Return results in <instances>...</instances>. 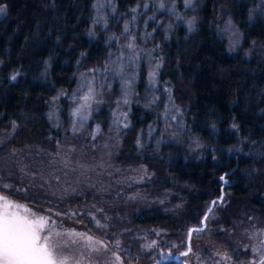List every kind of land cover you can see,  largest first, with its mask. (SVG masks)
I'll return each mask as SVG.
<instances>
[{
  "label": "trees",
  "instance_id": "obj_1",
  "mask_svg": "<svg viewBox=\"0 0 264 264\" xmlns=\"http://www.w3.org/2000/svg\"><path fill=\"white\" fill-rule=\"evenodd\" d=\"M113 1L119 20L105 30L93 23L95 0H0L2 181L24 185L27 176L32 177L29 169L45 170L56 148L55 136L62 133L48 118L51 104L57 102L66 120V95L76 86L78 72L107 65L113 46L107 32H121L122 20L143 2ZM174 1L185 8L183 0ZM187 9L190 22L176 20L166 33L155 28L152 41L160 56L157 84L168 87L180 111L181 136L163 139L160 128L151 131L161 121L164 95L159 92L160 103L149 98L152 89L146 88L143 71L128 124L120 131L117 150L110 153L115 164L142 167L148 175L120 183L114 182L117 173L103 174L91 182L95 170H81L77 186L59 198L45 193L46 198L38 191H43L41 186L34 192L27 188V193L2 186L0 190L58 210L92 207L95 202L110 205L108 227H89L125 255L138 253L134 235L144 230L158 228L164 238L179 240L185 229L198 225L213 198V222L224 228L214 237L228 247L232 243L228 235L224 239L225 229L263 222L264 0H196L195 9ZM226 17L247 53L228 47L221 31ZM115 84L113 79L112 86L99 93L103 99L89 120L103 130L109 128ZM191 137L200 145L193 147ZM76 170L66 168L68 173Z\"/></svg>",
  "mask_w": 264,
  "mask_h": 264
},
{
  "label": "rangeland",
  "instance_id": "obj_2",
  "mask_svg": "<svg viewBox=\"0 0 264 264\" xmlns=\"http://www.w3.org/2000/svg\"><path fill=\"white\" fill-rule=\"evenodd\" d=\"M183 6L184 9H179L174 0H143L132 7L130 17L122 20L121 32L113 34L105 31L108 34V41L113 42L107 65L100 69L89 68L87 71L78 72L76 86L66 95L69 102L66 120L60 117L57 102L51 104L48 118L53 127H62V133L55 136L56 148L51 152L45 170L40 172L33 170L32 173V169H29L32 177L27 176L28 180L24 185L14 186L11 181L0 179V186L9 190L12 188V191L21 190L23 193L34 192L41 186L43 191H38L45 197L47 193L49 196L59 198L77 186V181L81 179L79 173L81 170H87L84 174L88 169L95 170L90 177L91 182H97L103 174L117 173L114 182L120 183H127L129 179H142L148 175L142 167H121L115 164L110 153L117 150L120 131L128 124V112L133 95L138 92L135 85L143 71L147 79L146 88L152 89L149 98L160 103L157 101L159 92L162 91L164 95L161 101L163 106L159 112L161 121L158 126H152L151 131L160 128V138L163 139L176 140L181 136L183 124L180 111L168 96V87L164 85L159 87L157 84L156 71L160 56L157 42L152 41L155 28H161L166 33L174 25V21L181 19L188 23L192 20L187 16V8L194 10L196 0H183ZM115 12L113 0H95L92 9L94 25L104 27L105 30L110 25H115L119 20V15L117 16ZM221 31L227 38L231 51L242 50L240 33L228 17L225 18ZM242 52L247 53L245 50ZM113 79L117 80L115 87L118 93L112 98L109 128L103 130L98 122L90 124L89 120L92 111L103 99L99 93L103 92L105 87L112 86ZM85 97H88L87 101ZM190 142L193 147L200 145V141L194 137H191ZM2 165L0 161V168ZM66 168H75L78 171L68 173ZM39 179L44 182H40ZM107 184L110 185V182ZM0 197H7L12 202L28 208L30 213L46 217L48 226L43 235L51 232L55 253L58 258H67V264H155L158 259L175 254L177 260L167 258L161 263L261 264V261H264V221L225 229L224 239L228 235L227 240L232 243V247H228L219 241L221 239L214 237L216 230L224 231V228L222 225L214 224L216 215L209 211L201 228L203 230L192 231L188 247L187 229L177 240L164 238L161 229L157 228L153 229V232L144 230L136 233L134 237L139 239L138 253L125 255L118 247L112 246L104 236L98 235L89 227V225L101 229L108 227L110 205L105 207L102 203L95 202L92 207L68 206L67 209L58 210L47 204L42 206L29 204L1 190ZM77 233L84 235H76ZM87 237H92V240L89 241ZM182 252H188V255H182Z\"/></svg>",
  "mask_w": 264,
  "mask_h": 264
},
{
  "label": "snow or ice",
  "instance_id": "obj_3",
  "mask_svg": "<svg viewBox=\"0 0 264 264\" xmlns=\"http://www.w3.org/2000/svg\"><path fill=\"white\" fill-rule=\"evenodd\" d=\"M3 11L4 8L0 7V13ZM84 99L87 101L88 97ZM47 226L46 217L30 213L28 208L12 202L7 197H0V264H67V258L57 257L51 232L43 235ZM202 230L198 228L192 231ZM87 239L91 241L92 237ZM182 255L187 256L188 252ZM261 264H264V261H261Z\"/></svg>",
  "mask_w": 264,
  "mask_h": 264
},
{
  "label": "water",
  "instance_id": "obj_4",
  "mask_svg": "<svg viewBox=\"0 0 264 264\" xmlns=\"http://www.w3.org/2000/svg\"><path fill=\"white\" fill-rule=\"evenodd\" d=\"M222 195H223V194H221V196H220L219 198H217V200H220L221 197H222ZM214 199H215V198H213V199L210 201V205H209V207L207 208V210H206V211L204 212V214L202 215V217H201V219H200V225H192V226L189 227V229H188V233H187V240H186L187 247H188L189 244H190L189 233H190V232L192 233V230H193V229H198V228L201 229V228L204 226L205 217L207 216L208 212L210 211V209H211V207H212V204H213V202H214ZM187 249H188V248H187ZM182 253H183V252H182ZM167 258H169V259H170V258L177 259V255H173V256H169V257H163V258H161V259L155 261L154 263L156 264V263H158V262H160V261H163L164 259H167Z\"/></svg>",
  "mask_w": 264,
  "mask_h": 264
}]
</instances>
